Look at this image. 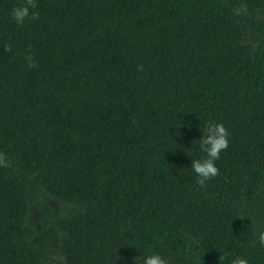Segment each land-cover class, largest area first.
<instances>
[{"label":"trees","instance_id":"trees-1","mask_svg":"<svg viewBox=\"0 0 264 264\" xmlns=\"http://www.w3.org/2000/svg\"><path fill=\"white\" fill-rule=\"evenodd\" d=\"M22 2L0 0V264H264V0H35L18 25ZM206 121L229 144L201 189Z\"/></svg>","mask_w":264,"mask_h":264},{"label":"clouds","instance_id":"clouds-1","mask_svg":"<svg viewBox=\"0 0 264 264\" xmlns=\"http://www.w3.org/2000/svg\"><path fill=\"white\" fill-rule=\"evenodd\" d=\"M35 0H23L22 3L14 5L10 16L16 24H23L26 19H35L38 16ZM32 66L31 57L28 58ZM202 135L199 138L198 150L204 155L200 158H191V169L195 173L197 185L206 189L208 181L220 175V169L216 161L220 159L221 153L227 149L229 144L228 129L221 122L206 121ZM8 160L4 153H0V166L7 167ZM261 244H264V233L259 236ZM142 264H172L169 257L161 255L156 251L143 253ZM226 254L220 256V264H223ZM230 264H249V260L242 255L233 256Z\"/></svg>","mask_w":264,"mask_h":264},{"label":"rangeland","instance_id":"rangeland-1","mask_svg":"<svg viewBox=\"0 0 264 264\" xmlns=\"http://www.w3.org/2000/svg\"><path fill=\"white\" fill-rule=\"evenodd\" d=\"M50 202H51V204H52V206H53V208L56 210V211H59V206H58V204L54 201V200H51L50 199ZM62 208H64V206H62V205H60Z\"/></svg>","mask_w":264,"mask_h":264}]
</instances>
